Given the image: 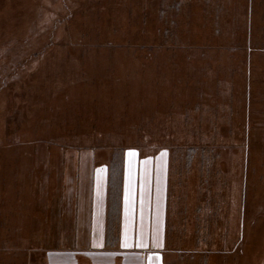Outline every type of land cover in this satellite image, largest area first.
<instances>
[{
    "label": "rangeland",
    "instance_id": "obj_1",
    "mask_svg": "<svg viewBox=\"0 0 264 264\" xmlns=\"http://www.w3.org/2000/svg\"><path fill=\"white\" fill-rule=\"evenodd\" d=\"M189 134L236 139L248 192L243 243L207 264H264V0H0V264L52 245L78 148Z\"/></svg>",
    "mask_w": 264,
    "mask_h": 264
},
{
    "label": "crops",
    "instance_id": "obj_2",
    "mask_svg": "<svg viewBox=\"0 0 264 264\" xmlns=\"http://www.w3.org/2000/svg\"><path fill=\"white\" fill-rule=\"evenodd\" d=\"M189 135L152 140L149 153L140 145L111 151L113 145L97 143L71 153L78 166L69 179L56 174L54 198L44 208L55 216L39 241L52 245L32 264H207L235 253L249 218L247 186L239 187L229 165L239 159L231 153L239 142L214 136L201 143ZM241 169L247 172L248 156ZM23 251L32 257V249Z\"/></svg>",
    "mask_w": 264,
    "mask_h": 264
}]
</instances>
